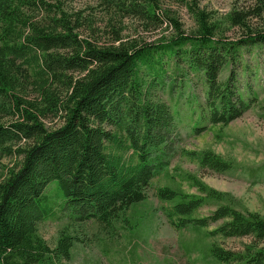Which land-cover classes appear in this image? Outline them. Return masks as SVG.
Returning a JSON list of instances; mask_svg holds the SVG:
<instances>
[{"label":"trees","instance_id":"16d2710c","mask_svg":"<svg viewBox=\"0 0 264 264\" xmlns=\"http://www.w3.org/2000/svg\"><path fill=\"white\" fill-rule=\"evenodd\" d=\"M98 1L114 13L159 19V0ZM37 9L43 20L33 19ZM197 14L193 35L139 45L116 34L96 45L49 0H0V158L13 152L22 157L0 179V264H66L73 235L61 229L51 247L38 232L41 221L65 216L113 227L130 205L145 198L149 180L167 169L177 150L172 109L152 94L168 79L164 64L170 56H187L189 69L204 72L209 121L224 124L249 108L236 87L237 68L222 81L219 73L227 61L235 63L242 43H257L264 34L227 40L204 12ZM243 18L233 12L231 25L245 26ZM170 83L176 85L174 77ZM28 88L36 93L32 99ZM62 108V124L48 128L45 119ZM200 161L217 171L230 166L210 151H203ZM53 180L63 195L49 202L45 186ZM205 191L213 197L211 188ZM156 195L171 203L163 208L180 227L219 220L212 236L264 239L259 212L227 203L194 217L203 196L165 185ZM247 248L241 253L213 243L211 251L223 264H264V247Z\"/></svg>","mask_w":264,"mask_h":264},{"label":"rangeland","instance_id":"374dc122","mask_svg":"<svg viewBox=\"0 0 264 264\" xmlns=\"http://www.w3.org/2000/svg\"><path fill=\"white\" fill-rule=\"evenodd\" d=\"M49 2L64 10L68 20L79 26L76 31L96 45L109 43L116 34L139 45L165 43L181 33L193 35L197 31L198 11L204 12L208 22L215 24L218 34L227 40L264 34V0H159L156 8L159 19L154 22L126 16L120 11L114 13L98 0ZM235 11L243 15L245 26L231 25L230 16ZM32 17L43 20L44 15L37 9ZM237 54L233 65L230 61L223 65L219 80H225L236 67V87L249 108L224 124L209 121L208 82L204 72L189 69L187 56L166 59L168 79L164 85L157 84L152 94L168 103L177 122L174 133L177 150L171 164L149 180L145 198L130 205L112 222L113 227L92 219L75 223L65 216L41 221L38 232L51 247L56 246L61 229L73 235L71 259L66 264H223L211 251L213 243L241 253L247 247H264V239L252 236H212L209 231L219 220L210 226L189 223L180 227L179 220L171 221L163 208L171 203L159 200L156 195L158 188L165 185L182 193L203 196L204 202L194 217L209 215L216 205L227 203L239 210L259 212L264 217V38L257 43L247 40L238 47ZM172 77L176 85L170 88ZM32 90L29 89L32 95H28L31 99L36 96ZM64 115L62 108L45 119L46 126L50 129L60 126ZM203 151L227 160L229 168L217 171L204 166L200 161ZM21 159L14 152L3 155L0 179L19 165ZM207 188L214 192L213 197L207 196ZM45 191L49 202L63 195L57 180L47 183Z\"/></svg>","mask_w":264,"mask_h":264}]
</instances>
